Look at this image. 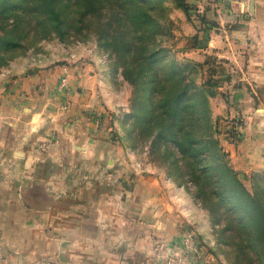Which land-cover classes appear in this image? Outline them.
<instances>
[{"label":"crops","instance_id":"0c3cea01","mask_svg":"<svg viewBox=\"0 0 264 264\" xmlns=\"http://www.w3.org/2000/svg\"><path fill=\"white\" fill-rule=\"evenodd\" d=\"M186 2L188 13L176 8L171 15L185 31L186 50L205 58L216 53L229 65V85L242 90L237 95L264 101V0ZM93 53L84 60L70 55L59 67L1 73L0 80L7 79L0 86L4 264H163L152 257L151 231L162 226L155 211L169 205L163 195L169 187L160 175L125 183L114 177L121 151L100 134L97 113L107 104L96 100L110 99L115 79L102 53ZM70 62L81 68L70 76L72 105L65 110L59 83ZM44 142L51 146L40 150ZM253 148L250 158L264 171V153Z\"/></svg>","mask_w":264,"mask_h":264},{"label":"trees","instance_id":"16d2710c","mask_svg":"<svg viewBox=\"0 0 264 264\" xmlns=\"http://www.w3.org/2000/svg\"><path fill=\"white\" fill-rule=\"evenodd\" d=\"M176 8L190 10L186 0H0V70L47 40L96 39L134 87L129 138L150 145L192 187L214 224L212 253L224 254L223 264H264V184L251 191L225 160L213 134V93L163 47Z\"/></svg>","mask_w":264,"mask_h":264},{"label":"rangeland","instance_id":"374dc122","mask_svg":"<svg viewBox=\"0 0 264 264\" xmlns=\"http://www.w3.org/2000/svg\"><path fill=\"white\" fill-rule=\"evenodd\" d=\"M177 25L179 23L175 21L169 25L170 33L164 37L163 47L170 51L171 58L184 67L193 69L191 75L196 78V83L201 88L204 87L213 93V95H209V99L215 131L214 137L219 140L220 148L226 154L225 160L238 172L245 185L251 191L257 190L259 184H264V171L257 169V160L253 157L250 158V153H254L253 147L261 149L260 153H264V110H261L264 108V101L258 99V96L254 94L243 98L241 94L237 95V92L242 90L236 91L233 84L229 85L230 79L226 74L229 65L225 60L216 58V53L210 56L206 55L205 58L203 57L205 55L186 50L189 48L185 45L184 39L182 40L185 31L177 30ZM178 37L180 39L177 40ZM98 47V42L94 38L87 42L75 40L70 43L62 42L59 38L47 40L40 49H31L28 55L21 57L24 59L21 64L12 68H10L11 65L2 68L0 77L3 71L13 68L25 72L35 66L40 69L50 64L59 67L62 66L60 64L62 61L70 58V55L80 56L79 58L84 60L92 54L95 55L93 50H99ZM66 54L68 55L66 56ZM102 57L108 70H111L114 75L115 81L113 83L114 91H111L113 95L110 99L98 96L96 100L97 106L107 104L106 109L102 107L101 114L97 113V118L102 126L100 134L111 136L121 151V154L117 155L114 160L115 165L118 166H115L117 173H114V177L125 183L137 181L143 175L149 176L151 180L160 175L161 180L169 187V191L166 190L163 193L164 200H168L169 205H161L155 211L160 216L162 226L155 230L151 228L154 238L152 257L163 264L225 263L224 254L219 253L217 257L212 253L217 250L218 246L214 224L209 213L195 201L193 193L189 190L192 187L189 188L179 175L173 176L172 168H168L164 164L160 165V162L154 158L155 155L151 152L150 145H144L139 138L135 141L133 138H129L134 123V118L132 119L129 115L133 112L135 105V90L124 78L122 70H114L112 62L106 54H102ZM75 63L70 62V67L62 69L64 76L69 77L68 88L63 90L65 110L72 105L70 76L81 68L79 62ZM94 69L91 68V70ZM6 80H0V86L7 82ZM60 84L61 82L59 86ZM260 97L263 98L264 95H260ZM47 144L48 147L51 146L50 142ZM262 159L264 160V156ZM2 245L0 246L1 264H4L6 254ZM41 264L54 263L45 260Z\"/></svg>","mask_w":264,"mask_h":264},{"label":"built area","instance_id":"2783aa9c","mask_svg":"<svg viewBox=\"0 0 264 264\" xmlns=\"http://www.w3.org/2000/svg\"><path fill=\"white\" fill-rule=\"evenodd\" d=\"M68 84H69V77H67V76L62 77L61 84H60V89L61 90H65L66 87L68 88ZM47 148H48L47 142H44V143L39 145V149L40 150L47 149ZM0 249H1V247H0ZM1 262H2V254H1V250H0V264H1Z\"/></svg>","mask_w":264,"mask_h":264}]
</instances>
